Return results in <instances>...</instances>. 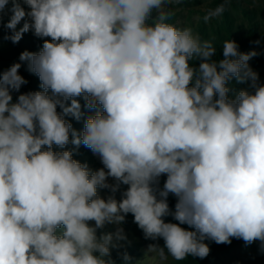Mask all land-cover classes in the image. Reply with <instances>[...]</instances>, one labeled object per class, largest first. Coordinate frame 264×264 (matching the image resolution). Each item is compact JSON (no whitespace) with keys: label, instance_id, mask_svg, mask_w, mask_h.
Here are the masks:
<instances>
[{"label":"clouds","instance_id":"1","mask_svg":"<svg viewBox=\"0 0 264 264\" xmlns=\"http://www.w3.org/2000/svg\"><path fill=\"white\" fill-rule=\"evenodd\" d=\"M181 2L25 0L26 13L12 0L6 27L14 30L25 16L31 22L5 38L17 43L32 29L51 42L19 57L44 91L13 103L12 92L27 83L21 64L0 73V264H114L105 259L113 234L98 238L96 231L122 224L129 213L146 239L163 238V248L148 247L153 260L203 259L206 239L264 242V86L248 63L258 53H242L227 39L223 59L215 61L210 40L169 23V6ZM8 3L0 0V12ZM228 3L209 9L205 22ZM153 10L159 15L149 24ZM232 77L251 81L254 93L230 99ZM82 95L87 107L103 111L77 135L57 106L79 119L78 100L65 101ZM70 130L71 142L90 148L104 168L90 174L70 151L52 150L69 143ZM162 174L158 198L154 185ZM108 177L118 183L109 185ZM121 183L129 186L121 200L97 195L98 187L114 192ZM169 193L177 197L174 212ZM168 215L179 223H166ZM115 235L123 239V229Z\"/></svg>","mask_w":264,"mask_h":264},{"label":"rangeland","instance_id":"2","mask_svg":"<svg viewBox=\"0 0 264 264\" xmlns=\"http://www.w3.org/2000/svg\"><path fill=\"white\" fill-rule=\"evenodd\" d=\"M20 6L25 10V12L31 11L29 5L25 3V0H17ZM225 0H182L181 3L170 5L168 10L172 13L183 12V13H194V20H197V24L200 25V28L205 30L204 37H201L199 29L193 27L191 23H187L186 27L193 29L195 34H199L202 40H210L216 50H223V42L227 39L237 41L256 34L259 39L256 43L252 44L249 47L244 48L240 52L249 53L252 51L257 52L258 54L249 60V66L258 74L257 84L264 86V0H229V3L226 5V11L219 17H213L207 22L204 20V16L207 15L209 9H214L221 3H224ZM12 0H9L8 5L0 12V24L8 23L13 13L11 12ZM156 11V10H153ZM152 11V12H153ZM31 22V18L25 16L17 25V28H22L25 22ZM16 30V29H14ZM263 33V34H262ZM7 31L2 29L0 26V43L9 44L10 39ZM193 62L196 59L192 60ZM14 63H20L21 67L19 69V74L21 75L24 68L23 64L19 59L13 58L11 54L6 51H0V73H3ZM22 76V75H21ZM251 81L247 82H238L235 77H232L228 83L227 87L229 88L228 96L230 99H235L237 94L244 90L254 93V89L250 87ZM25 86L22 85L18 92L13 91V103L16 102L20 94H24ZM215 98H218L215 97ZM99 169L104 168V165L101 162V159L98 157ZM93 170L94 167L91 166ZM107 171V169H105ZM167 179L166 174H162L159 177L158 183L154 185L156 190V195L159 197V192L164 189V183ZM107 183L109 185H116L118 182L112 178L108 177ZM128 185L119 184V187L116 191H112L111 187L109 188H97V195L100 198L107 199L109 196L114 197L117 201L123 198V193L128 189ZM175 195L169 193L167 196V202L169 208L172 212L175 211V204L169 203L170 200H173ZM164 221L170 223H179L174 219L172 215L163 217ZM91 226L94 221H89ZM108 224V223H105ZM182 228H185L189 231H195L194 228L190 227L187 224L180 225ZM122 229L124 232L129 233L130 235L136 236L137 238L145 241L148 244H157L160 247L165 246L163 238H157L155 240L150 238H145L143 230L139 228L137 223L134 222V216L129 213L125 216V220L122 223ZM107 226V232H108ZM64 231V230H63ZM63 231H60L61 233ZM57 233V235H61ZM107 234V233H106ZM114 233V237H116ZM210 248L209 255L203 259L199 257H194L189 255L182 261H174L170 255L168 258V264H264V242L256 240L252 243H246L243 239L231 238L230 244H217L210 239L204 241ZM165 253L167 255V249L165 248ZM158 262L149 260L146 264H157Z\"/></svg>","mask_w":264,"mask_h":264},{"label":"trees","instance_id":"3","mask_svg":"<svg viewBox=\"0 0 264 264\" xmlns=\"http://www.w3.org/2000/svg\"><path fill=\"white\" fill-rule=\"evenodd\" d=\"M159 13L157 11H153L150 14V17L147 21V23L152 24L156 21L158 18ZM169 23L175 24L178 27H186L187 23H191L193 27L199 29L201 37H204L205 30L200 28V25L197 24V20H194V13H183V12H173V15L171 16ZM7 23H1L0 26L2 29L8 32L9 36L13 35L14 32L19 31L21 28H15L16 30L9 29L6 27ZM263 34V33H262ZM259 37L256 34H252L249 37L239 39L236 41V43L239 45V51L243 50L246 47L251 46L252 44L256 43ZM45 40H48L51 42L50 37H38L34 34V30L30 29L28 32H25L22 35V38L17 43H13L11 40L9 41V44L6 45L5 43H0V51H6L9 54L13 56V58L19 59L20 55L24 51H29L32 53H38L42 50L43 44ZM213 59L217 62L219 60L223 59V50H216ZM20 60V59H19ZM199 59H196L195 62L191 61L192 65L194 67H198L199 65ZM24 68L22 70V77L27 81L25 86V93L29 92H40L44 91V89L41 87V81L35 73L31 72L29 70V63L27 61H21ZM51 89L48 90V95L51 96ZM62 99V98H61ZM71 99H76L81 105V116L79 119L75 118L71 114L65 115L63 113L62 108L57 106V112L58 114H61L66 122L70 123L72 125V130L76 132L77 135H82L86 120L89 117L95 116L97 112L103 111L102 107L97 104L96 108H89L86 106V98L84 95L80 97H73L69 100L65 101L66 106L71 105ZM72 135L70 130V139L69 143L65 145L63 148L53 145L52 150L54 152H63V151H70L72 153L73 159L80 162L82 165H86L90 174L97 171L99 168L98 163V155L94 154L92 150L88 147H86L83 143H81L79 146L74 145L72 142ZM42 150H47V146H43ZM91 166L94 167V169H91ZM158 197V196H157ZM169 203H177V197L173 200H170ZM91 226H95V223H92ZM107 226H108V232H107ZM119 228H122V224H112L108 223L105 224L102 228H98L96 231L97 237L100 238L106 233L114 234L117 232ZM64 228L61 226L57 229V233L60 231H63ZM60 234H62L60 232ZM123 239H117L113 235V241L112 245H110V257H105V259H111L114 264H146L149 260L152 261V257L154 256L153 253L148 252V247L150 244L146 243L145 241L137 238L136 236L130 235L127 232L123 231ZM127 255L129 259L127 261L124 260V255ZM157 261V264H168V261H160L158 258L153 260Z\"/></svg>","mask_w":264,"mask_h":264}]
</instances>
